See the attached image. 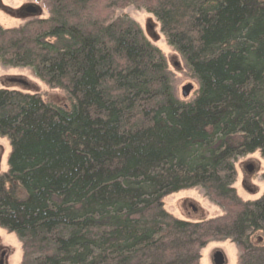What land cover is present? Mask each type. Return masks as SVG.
I'll list each match as a JSON object with an SVG mask.
<instances>
[{
    "label": "trees",
    "instance_id": "trees-1",
    "mask_svg": "<svg viewBox=\"0 0 264 264\" xmlns=\"http://www.w3.org/2000/svg\"><path fill=\"white\" fill-rule=\"evenodd\" d=\"M42 1V0H38ZM48 17L0 27V64L29 68L65 106L0 89V228L22 264H199L230 240L264 264V194L243 202L234 161L264 159V0H43ZM153 15L197 83L179 100L161 52L119 8ZM201 188L223 215L164 210Z\"/></svg>",
    "mask_w": 264,
    "mask_h": 264
},
{
    "label": "rangeland",
    "instance_id": "rangeland-1",
    "mask_svg": "<svg viewBox=\"0 0 264 264\" xmlns=\"http://www.w3.org/2000/svg\"><path fill=\"white\" fill-rule=\"evenodd\" d=\"M29 7L35 8L34 14L28 13ZM46 1L38 0H0V27L13 29L22 27L28 21L47 18ZM114 18L128 17L140 28L145 39L157 48L166 60L171 85L179 100L190 101L195 96L197 83L192 78L180 55L168 45L156 18L143 9L132 5L119 8ZM192 85L193 90L187 98L182 97V88ZM0 89L22 93L37 94L49 104L65 106L66 96L60 89L47 86L36 78L29 68H10L0 64ZM11 152L7 138L0 137V175L8 171V158ZM251 167V171L247 170ZM236 173L233 188L243 201H255L264 194V159L259 152L238 157L234 161ZM164 210L172 217L187 222L207 221L223 215L204 195L201 188L183 190L163 199ZM221 252L224 264H240V252L230 240L210 241L200 252L199 264H213V255ZM21 243L13 233L0 228V264H22Z\"/></svg>",
    "mask_w": 264,
    "mask_h": 264
},
{
    "label": "water",
    "instance_id": "water-1",
    "mask_svg": "<svg viewBox=\"0 0 264 264\" xmlns=\"http://www.w3.org/2000/svg\"><path fill=\"white\" fill-rule=\"evenodd\" d=\"M30 14H34L36 12L35 8L29 7L26 10ZM193 90V86L188 84L182 88V97L187 98L191 91ZM247 170L250 172L252 169L251 167H247ZM213 264H224V256L221 252H216L213 255Z\"/></svg>",
    "mask_w": 264,
    "mask_h": 264
}]
</instances>
